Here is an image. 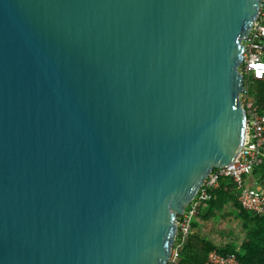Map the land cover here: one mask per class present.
I'll return each instance as SVG.
<instances>
[{
  "label": "water",
  "instance_id": "1",
  "mask_svg": "<svg viewBox=\"0 0 264 264\" xmlns=\"http://www.w3.org/2000/svg\"><path fill=\"white\" fill-rule=\"evenodd\" d=\"M259 0H0V264H167L243 150Z\"/></svg>",
  "mask_w": 264,
  "mask_h": 264
},
{
  "label": "built area",
  "instance_id": "2",
  "mask_svg": "<svg viewBox=\"0 0 264 264\" xmlns=\"http://www.w3.org/2000/svg\"><path fill=\"white\" fill-rule=\"evenodd\" d=\"M260 2V13L249 35L245 39L243 62L239 71L245 78V87L240 100L247 114L246 136L243 150L226 168L213 169L200 186L197 194L177 220V235L167 264H177L183 242L192 233V224L209 200L215 198L221 177H231L235 184L237 199L243 209L254 215H264V190L247 184V177L262 163L264 154V114H261L247 92L246 80L264 78V0ZM207 264H240L235 255H223L216 250L208 254Z\"/></svg>",
  "mask_w": 264,
  "mask_h": 264
},
{
  "label": "trees",
  "instance_id": "3",
  "mask_svg": "<svg viewBox=\"0 0 264 264\" xmlns=\"http://www.w3.org/2000/svg\"><path fill=\"white\" fill-rule=\"evenodd\" d=\"M247 92L261 114H264V80L247 78ZM252 174L264 190V154L261 164ZM215 198L206 203L208 210L221 209L231 202L238 218L243 221L245 236L240 245L234 243L216 245L212 241L192 232L183 242L177 264H207L209 252L218 251L223 255H235L240 264H264V215L258 216L242 208L237 199L235 184L231 177H221ZM207 210V209H206ZM196 226V223H193Z\"/></svg>",
  "mask_w": 264,
  "mask_h": 264
},
{
  "label": "crops",
  "instance_id": "4",
  "mask_svg": "<svg viewBox=\"0 0 264 264\" xmlns=\"http://www.w3.org/2000/svg\"><path fill=\"white\" fill-rule=\"evenodd\" d=\"M262 80H264V78ZM246 181L248 185L262 189L256 177H254L252 173L247 177ZM228 213L232 214L233 218L239 222V228L218 227V225H220V221L224 223L225 226L226 223L222 220L224 214ZM194 222L196 223V226L194 227L192 224V232L199 233L201 237L212 241L216 245L231 243L238 245L239 234L245 235L243 221L238 218V215L236 214V211L231 202H228L227 205H225L221 209L213 210H208V208H206V205H204L199 217L195 219L193 223Z\"/></svg>",
  "mask_w": 264,
  "mask_h": 264
},
{
  "label": "rangeland",
  "instance_id": "5",
  "mask_svg": "<svg viewBox=\"0 0 264 264\" xmlns=\"http://www.w3.org/2000/svg\"><path fill=\"white\" fill-rule=\"evenodd\" d=\"M222 221L226 223L225 226H224V223H222L220 221L219 222L220 225H218V227H227V228H235L236 227V228H239V222L236 219H234L233 215L230 213L224 214ZM244 236H245L244 234H239L238 245H240Z\"/></svg>",
  "mask_w": 264,
  "mask_h": 264
}]
</instances>
